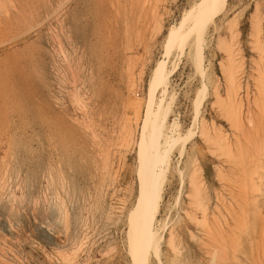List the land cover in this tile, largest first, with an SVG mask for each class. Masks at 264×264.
I'll list each match as a JSON object with an SVG mask.
<instances>
[{"label": "rangeland", "instance_id": "1", "mask_svg": "<svg viewBox=\"0 0 264 264\" xmlns=\"http://www.w3.org/2000/svg\"><path fill=\"white\" fill-rule=\"evenodd\" d=\"M199 2L0 0V264H139L127 229L159 63L179 139L143 264H264V0L191 30Z\"/></svg>", "mask_w": 264, "mask_h": 264}, {"label": "bare ground", "instance_id": "2", "mask_svg": "<svg viewBox=\"0 0 264 264\" xmlns=\"http://www.w3.org/2000/svg\"><path fill=\"white\" fill-rule=\"evenodd\" d=\"M225 2L226 0H200L195 7L198 15L191 30L201 27L213 18L216 12L224 6ZM173 30L174 28H171L169 33L170 40L175 36V31ZM199 33L194 38V45L197 50V64L201 62V35ZM228 60L229 65L235 67L231 52L228 53ZM161 71L162 63H159L153 70L149 83L148 102L142 128L143 133L138 148L139 191L136 205L129 212L130 221L127 229L130 239L129 248L137 255L139 264L145 262V254L149 247H152L157 255L158 239L155 238L154 221L162 199L164 172L168 164L167 154L170 147L179 139L178 136L174 137V135H168L164 132L165 119L160 112L162 107L161 99L158 102L155 101V89L163 80ZM228 80L234 84V87L238 86L235 70L230 69ZM164 88L165 84L162 83V91H164ZM194 190H196L194 191L196 193L197 188ZM61 203V205L57 206V211H59L63 221H66L68 212L63 202Z\"/></svg>", "mask_w": 264, "mask_h": 264}]
</instances>
